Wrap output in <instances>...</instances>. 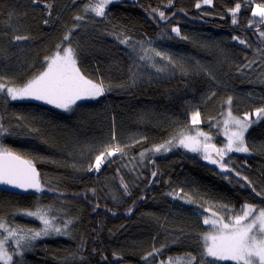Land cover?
<instances>
[{"label":"trees","instance_id":"16d2710c","mask_svg":"<svg viewBox=\"0 0 264 264\" xmlns=\"http://www.w3.org/2000/svg\"><path fill=\"white\" fill-rule=\"evenodd\" d=\"M87 2L0 0V76L22 85L45 68V57L58 44L71 43L79 48L81 71L111 88L69 111L0 95V123L11 132L0 136V145L32 160L45 188L23 194L0 190V217L11 227L39 230V220L20 213L40 205L52 209L49 215L58 217L62 228L65 220L73 221L69 235L37 239L20 250L22 255L9 246L12 264H167L170 257L187 253L199 259L201 236L209 229L203 224L210 215L205 207L218 210L228 203L239 209L249 203L259 209L264 198L241 187L244 181L234 173L205 164L201 153L148 152L143 160L139 153L182 129L203 130L212 143L224 144L219 126L229 96L234 115L256 120L255 109L264 107V37L259 35L264 23L252 10L264 0H213L211 6L202 0H121L109 4L103 18L85 13ZM237 2L241 8L234 25L230 9ZM77 15L85 18L75 20ZM173 27L187 39L177 37ZM69 33L70 41H64ZM15 35L29 39L15 41ZM127 37L129 44H121ZM150 48L166 53L175 66ZM145 53L165 70L156 72L150 61H141ZM154 100L167 106L169 135L160 132ZM195 111L201 122L192 125ZM113 133L115 142L132 147L125 149L126 156L103 164L100 172H89L95 157L113 142ZM245 140L250 152L229 153L225 161L264 188V119L252 124ZM122 183L130 194H124ZM188 196L195 202L187 203ZM154 249L160 251L146 262L143 257Z\"/></svg>","mask_w":264,"mask_h":264},{"label":"snow or ice","instance_id":"6c2138e0","mask_svg":"<svg viewBox=\"0 0 264 264\" xmlns=\"http://www.w3.org/2000/svg\"><path fill=\"white\" fill-rule=\"evenodd\" d=\"M31 2L37 4L39 0H31ZM111 3H113V0H95V2L88 0L85 5V13L90 11L95 16L103 18L105 17L106 7ZM169 3L171 4V0H169ZM202 3L211 6L213 0H202ZM45 7L51 8V5L46 4ZM196 7L200 8L201 3H197ZM240 8L241 4L237 2L235 7L230 9L234 25L237 23V13ZM152 11L157 12L161 20L167 19L163 11L158 9H153ZM252 16L259 17V22L264 23V2L255 5L252 10ZM84 18L82 15L74 17L78 21ZM44 24L47 25L48 21L45 20ZM249 26H251V23ZM171 31L177 37L187 39V37L181 35L179 27H173ZM70 35V33L65 34L63 40L70 41ZM259 35L264 37V31H260ZM13 39L22 41L29 39V37L27 35H15ZM233 39L239 38L233 37ZM130 40L131 37L121 38L120 43L128 45ZM239 43L245 44V41L240 39ZM147 51L175 66L173 59L166 53L151 48ZM78 54L79 48L74 47L71 43L67 45L58 44L55 52L51 56L45 57V68L22 85L11 83L6 77L0 76V95L6 96L12 101H41L46 105H51L64 111H69L78 101L98 99L104 96L107 91L111 90L110 86L106 87L102 80L94 81L88 78L78 66ZM139 59L141 61H150V66L155 68L156 72L165 70L163 66H157L152 60V56L147 55V53L141 55ZM253 63H255V60L249 61L245 67L250 68ZM225 103L229 105V108L226 118L222 122L223 135L226 140L223 146L217 147L215 143L211 142L212 137L203 130L195 129V134L193 135L192 130L182 129L164 143L155 145L146 151H141L139 156L143 160L148 152L166 153L173 147H182L189 152L201 153L204 160L210 164L217 165L222 173H234L239 180L244 181L240 185L241 187H248L257 197L264 198V188L258 189L253 181L233 167H229L228 162L225 161L228 153L250 152L246 144L245 133L254 122L264 119V107L255 109L253 115L256 117V121H253L249 114H245L243 117L233 115L230 107L232 97L229 96ZM17 119L20 118L17 117ZM200 122V112H193L191 116L192 125H197ZM10 134L9 127H5L0 123V136H8ZM112 141L95 157L94 164L89 165L87 169L89 172H100L103 164L110 161L112 157L126 156L125 149L132 147V145H120L115 142V133H113ZM136 143H140V141L137 140ZM156 175V172L152 173L153 177ZM223 178L230 179L228 176ZM0 185L10 186L25 192L32 190L36 193H42L45 191L40 179V173L32 160L23 158L11 149L3 147V145H0ZM122 187L125 195L130 194L127 184L122 183ZM186 202L194 203L195 201L191 196H188ZM96 207L98 208L99 205H96ZM203 210L205 213H210V215L203 218V224L209 226V229L201 236L202 244L199 259L196 255L187 253L176 258L170 257L167 264H214L217 261H230L232 264H264V208L257 209L253 204L245 203L239 209H234V206L223 203L219 205L218 210H211L208 207ZM51 212L52 209L50 207L44 208L40 205H35L33 209L24 210L20 213L39 220L43 225L39 230L10 227L7 221L0 217V234H3L2 238H0V262L10 264L12 261L13 256L9 255V246L11 244L15 245V254L22 255L20 250L31 247V242L37 239L52 235H69L67 229L73 221L71 219L65 220L62 228L56 222L59 218L49 215ZM159 251V249H154L153 252L148 253L143 259L147 262L149 257L154 256ZM161 264H165V262L162 261Z\"/></svg>","mask_w":264,"mask_h":264},{"label":"rangeland","instance_id":"374dc122","mask_svg":"<svg viewBox=\"0 0 264 264\" xmlns=\"http://www.w3.org/2000/svg\"><path fill=\"white\" fill-rule=\"evenodd\" d=\"M119 1H121V0H113V2H119ZM16 101H24V100H16ZM27 101V100H26ZM33 101H35V100H33ZM82 101H84V100H82ZM39 102H41V101H39ZM79 102V101H78ZM43 103V102H42ZM158 103H163V105H161L162 107H163V110H164V112H165V115H166V117L167 118H165V120H162V118H161V115H160V112L158 111V115H159V120H157V124H158V127H159V129H160V132H161V134H167V135H169V133L171 132V121H170V118H169V116H168V113H167V106H166V104L164 103V102H161V101H157V100H154L153 102H152V104H153V106L154 105H157ZM231 107V106H230ZM159 107H157V108H154V110H155V116L157 117V109H158ZM228 108H229V105H226V108H225V111L223 112V115H222V117L221 118H223V120L226 118V113H227V110H228ZM231 111H232V107H231ZM232 113H233V111H232ZM164 114V113H163ZM234 115V114H233ZM236 116V115H235ZM253 117L255 118V116L253 115ZM253 121H256V120H253ZM223 122V121H222ZM254 123H256V122H254ZM253 123V124H254ZM222 126V123L220 124V126L219 127H221ZM249 130V129H248ZM219 133H220V135H221V137L220 138H223L224 139V141H223V143H226V140H225V137H224V135H223V131H221V130H219ZM192 134L194 135L195 133L194 132H192ZM246 134V133H245ZM202 139V138H201ZM218 147H221V146H223V144H218L217 145ZM174 149H181V150H183V151H185V152H188L189 154H191V155H199V153H193V152H189V151H187L186 149H184V148H182V147H173L170 151H168V152H166V153H169V152H171L172 150H174ZM161 153H164V152H161ZM232 153H237V152H232ZM229 154V153H228ZM10 226V225H9ZM11 227V226H10ZM2 235L3 234H0V238H2ZM52 236H55V235H52ZM50 237V236H49ZM44 238H48V237H44ZM10 246H12V247H14L15 248V245L14 244H11ZM9 255H11L10 254V251H9ZM226 262H230V261H226ZM0 264H3V262H0ZM10 264H12V261L10 262Z\"/></svg>","mask_w":264,"mask_h":264},{"label":"water","instance_id":"95a60500","mask_svg":"<svg viewBox=\"0 0 264 264\" xmlns=\"http://www.w3.org/2000/svg\"><path fill=\"white\" fill-rule=\"evenodd\" d=\"M225 159H226V157H225ZM204 163L207 164L210 167H213V168L218 167L217 165H213V164L208 163L206 160H204ZM36 169H37V167H36ZM37 171L39 172L38 169H37ZM0 190L6 191V192L12 193V194H23V193H27V192L32 191V190H29V191L25 192V191H22V190H19V189H15V188H12V187L6 186V185H0Z\"/></svg>","mask_w":264,"mask_h":264},{"label":"crops","instance_id":"0c3cea01","mask_svg":"<svg viewBox=\"0 0 264 264\" xmlns=\"http://www.w3.org/2000/svg\"><path fill=\"white\" fill-rule=\"evenodd\" d=\"M161 105H163V104H162V103H158L157 105H154V106H153L154 108L159 107V108L157 109V117H156V120H159L158 111L160 112V115H161L162 120H165V118H167L166 115H165V112H164V110H163V107H162ZM163 113H164V114H163ZM162 135H163V134H162ZM164 135H165V134H164Z\"/></svg>","mask_w":264,"mask_h":264}]
</instances>
